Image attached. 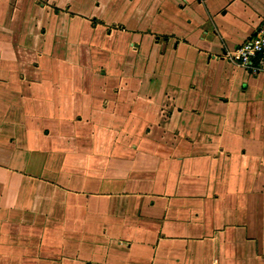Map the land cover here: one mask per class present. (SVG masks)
I'll use <instances>...</instances> for the list:
<instances>
[{
  "label": "crops",
  "instance_id": "obj_1",
  "mask_svg": "<svg viewBox=\"0 0 264 264\" xmlns=\"http://www.w3.org/2000/svg\"><path fill=\"white\" fill-rule=\"evenodd\" d=\"M263 25L264 0H0V264H264V75L228 57Z\"/></svg>",
  "mask_w": 264,
  "mask_h": 264
},
{
  "label": "built area",
  "instance_id": "obj_2",
  "mask_svg": "<svg viewBox=\"0 0 264 264\" xmlns=\"http://www.w3.org/2000/svg\"><path fill=\"white\" fill-rule=\"evenodd\" d=\"M228 57L230 62L244 67L251 74L264 75V25Z\"/></svg>",
  "mask_w": 264,
  "mask_h": 264
},
{
  "label": "rangeland",
  "instance_id": "obj_3",
  "mask_svg": "<svg viewBox=\"0 0 264 264\" xmlns=\"http://www.w3.org/2000/svg\"><path fill=\"white\" fill-rule=\"evenodd\" d=\"M90 24V25H89ZM95 25H96V23L94 22V23H90V22H88V23H85L84 25L82 24H80V32H84V34H86L85 35V39H86V41H88V43H87V45L89 46V44L91 43V42H93L92 40V38H90L89 37V35L91 34V29H92V27L93 28H95ZM92 26V27H91ZM78 29H79V27H78ZM84 39V40H85ZM83 40V41H84ZM81 47H80V52H78V51H76L75 52V55L76 56H78V53H81V54H83L84 53V50L82 49L83 47L85 48L86 46L85 45H80ZM73 47V46H72ZM76 47H78V46H76ZM75 47V48H76ZM91 47H93V46H91ZM90 58H92V61H90L89 59H87V63H88V67L90 68L91 66L92 67H94V68H98V66L97 65H95L94 63H93V60H95L94 59V57H93V55H90ZM99 60H102V59H100V58H98L97 59V61H99ZM97 71H90L89 69H88V71H87V73L89 74V73H92V74H94L95 75V78H100L101 76H100V73L98 72V69H96ZM114 88L113 87H111V86H106L105 87V89H103V91H101V95L104 97V99H107L108 98V100H109V98H111V93H112V90H113Z\"/></svg>",
  "mask_w": 264,
  "mask_h": 264
}]
</instances>
